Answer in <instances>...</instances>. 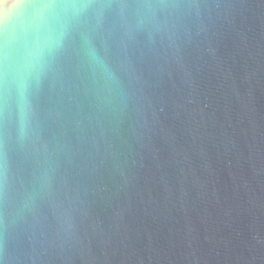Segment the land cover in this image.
<instances>
[{"label":"water","instance_id":"obj_1","mask_svg":"<svg viewBox=\"0 0 264 264\" xmlns=\"http://www.w3.org/2000/svg\"><path fill=\"white\" fill-rule=\"evenodd\" d=\"M55 2L0 44V264H264V0Z\"/></svg>","mask_w":264,"mask_h":264},{"label":"clouds","instance_id":"obj_2","mask_svg":"<svg viewBox=\"0 0 264 264\" xmlns=\"http://www.w3.org/2000/svg\"><path fill=\"white\" fill-rule=\"evenodd\" d=\"M58 12L55 0H0V44L19 48L21 64L26 66L49 46L51 25ZM24 86L21 72L18 76L21 131L27 115Z\"/></svg>","mask_w":264,"mask_h":264}]
</instances>
